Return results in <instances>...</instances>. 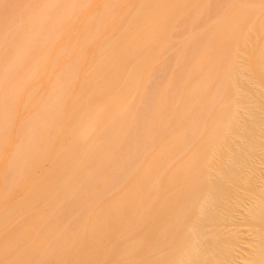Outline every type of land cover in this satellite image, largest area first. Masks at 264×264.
<instances>
[{
  "label": "bare ground",
  "instance_id": "obj_1",
  "mask_svg": "<svg viewBox=\"0 0 264 264\" xmlns=\"http://www.w3.org/2000/svg\"><path fill=\"white\" fill-rule=\"evenodd\" d=\"M0 264H264V0H0Z\"/></svg>",
  "mask_w": 264,
  "mask_h": 264
}]
</instances>
